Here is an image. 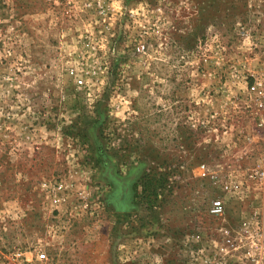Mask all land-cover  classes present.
Returning <instances> with one entry per match:
<instances>
[{"label":"rangeland","instance_id":"rangeland-1","mask_svg":"<svg viewBox=\"0 0 264 264\" xmlns=\"http://www.w3.org/2000/svg\"><path fill=\"white\" fill-rule=\"evenodd\" d=\"M261 76L264 0H0V264H181L194 232L264 230Z\"/></svg>","mask_w":264,"mask_h":264},{"label":"built area","instance_id":"built-area-1","mask_svg":"<svg viewBox=\"0 0 264 264\" xmlns=\"http://www.w3.org/2000/svg\"><path fill=\"white\" fill-rule=\"evenodd\" d=\"M76 85L83 84L82 74L69 68ZM254 105L264 111V76L255 78L250 88ZM223 213L221 201H214L210 214ZM258 222L241 221L236 228L222 226L215 235L194 232L187 238L179 255L181 264H264V230Z\"/></svg>","mask_w":264,"mask_h":264},{"label":"trees","instance_id":"trees-1","mask_svg":"<svg viewBox=\"0 0 264 264\" xmlns=\"http://www.w3.org/2000/svg\"><path fill=\"white\" fill-rule=\"evenodd\" d=\"M145 181H147V180H145ZM152 183H154V184H152ZM160 187H161L160 180H157L155 182H152V181L145 182L142 185V190L141 191H143L144 193L147 192L148 196L155 195L158 192V190L160 189Z\"/></svg>","mask_w":264,"mask_h":264}]
</instances>
